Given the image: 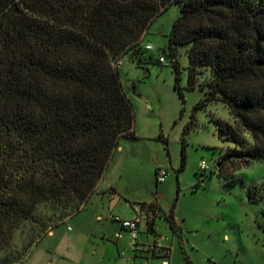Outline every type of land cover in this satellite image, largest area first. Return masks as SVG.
I'll use <instances>...</instances> for the list:
<instances>
[{
    "label": "trees",
    "instance_id": "trees-1",
    "mask_svg": "<svg viewBox=\"0 0 264 264\" xmlns=\"http://www.w3.org/2000/svg\"><path fill=\"white\" fill-rule=\"evenodd\" d=\"M179 1L172 61L179 72L175 49L191 42L190 85L208 69L196 107L222 99L236 121L217 119L235 143L227 157L264 159V0H0V252L24 222L46 231L96 190L120 137L135 135L115 62L149 49L150 24ZM249 192L264 198V179ZM166 217L176 230L174 208ZM9 253L0 264L21 257Z\"/></svg>",
    "mask_w": 264,
    "mask_h": 264
},
{
    "label": "rangeland",
    "instance_id": "rangeland-1",
    "mask_svg": "<svg viewBox=\"0 0 264 264\" xmlns=\"http://www.w3.org/2000/svg\"><path fill=\"white\" fill-rule=\"evenodd\" d=\"M183 6L174 2L152 21L142 40L143 47L151 43L152 48L122 57L119 70L134 106L135 135L120 137L106 169L114 187L102 180L105 192L94 191L80 209L46 231L24 222L0 258L13 250L21 256L15 264H148L145 243L154 234L147 238L142 227L134 236L111 214L125 216L139 202H156L168 213L174 208L176 230L167 219L157 220L174 264H264V198L249 192L264 179V159L244 163L227 157L235 143L222 130L219 136L217 119L236 121L222 99L196 107L207 90L208 69L191 86L192 43L175 49L179 72L168 43ZM159 167L169 172L163 181L157 179ZM157 261L150 258V264Z\"/></svg>",
    "mask_w": 264,
    "mask_h": 264
},
{
    "label": "built area",
    "instance_id": "built-area-1",
    "mask_svg": "<svg viewBox=\"0 0 264 264\" xmlns=\"http://www.w3.org/2000/svg\"><path fill=\"white\" fill-rule=\"evenodd\" d=\"M147 48H152L151 43H146ZM161 59L164 60V57L161 56ZM122 58L118 59L115 62L116 66H120ZM201 167L206 169L208 167L206 161L203 159L201 161ZM168 170L164 167H159L157 170V179L158 181H163L168 176ZM166 215L164 208L156 203L151 204L147 203L145 205L138 204L134 208V214L129 217H122L119 214H111L116 221L120 224L132 230L133 235H137L140 229L143 227L146 230H149L150 227L156 228V231L152 232L154 234V240L146 244V249L151 256H147L148 264H150V258H158L157 264H171V248L170 245L165 244L164 240L167 238L164 234L158 231L157 220Z\"/></svg>",
    "mask_w": 264,
    "mask_h": 264
},
{
    "label": "crops",
    "instance_id": "crops-1",
    "mask_svg": "<svg viewBox=\"0 0 264 264\" xmlns=\"http://www.w3.org/2000/svg\"><path fill=\"white\" fill-rule=\"evenodd\" d=\"M105 181V185H107V186H110V187H114V184H113V181H111V179H109V176H108V170L104 173V175H103V177H102V179L99 181V183L97 184V188H96V190L97 191H102V192H105V190H106V187H104L103 185H102V182L101 181ZM95 190V191H96ZM119 201H117L116 203L115 202H113L112 203V205H113V207L114 208H116V206H117V203H118ZM138 204H135L134 205V207H133V209L131 210V212L129 211V212H126L125 213V216H122V217H126V218H129V217H131L133 214H134V208L137 206ZM168 215V212H166V215L163 217L164 219H167V216ZM175 215V214H174ZM98 216H101V214H98ZM176 219V218H175ZM166 221H169L168 219L166 220ZM120 223V222H119ZM118 225H120V227L122 228V229H124L125 227H123L121 224H118ZM172 227V226H171ZM173 228V227H172ZM142 229V228H141ZM141 229H140V231H141ZM143 232H144V234L146 235V237L148 238V236H149V234H153L151 231H149V230H146L145 228H143ZM120 234H121V232H120ZM149 241H150V239H148ZM149 241H147V243H149ZM168 242H169V240H164V243L165 244H168ZM147 243H145V244H147ZM192 263V262H191ZM171 264H174L173 263V261L171 262ZM193 264V263H192Z\"/></svg>",
    "mask_w": 264,
    "mask_h": 264
},
{
    "label": "water",
    "instance_id": "water-1",
    "mask_svg": "<svg viewBox=\"0 0 264 264\" xmlns=\"http://www.w3.org/2000/svg\"><path fill=\"white\" fill-rule=\"evenodd\" d=\"M221 135H222V134H221V131L219 130V136L221 137Z\"/></svg>",
    "mask_w": 264,
    "mask_h": 264
}]
</instances>
